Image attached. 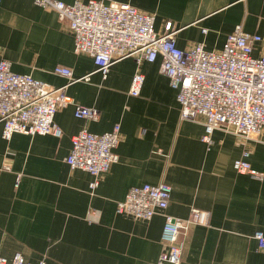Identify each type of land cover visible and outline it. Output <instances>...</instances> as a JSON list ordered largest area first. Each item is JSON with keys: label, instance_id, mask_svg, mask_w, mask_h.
I'll return each mask as SVG.
<instances>
[{"label": "crops", "instance_id": "0c3cea01", "mask_svg": "<svg viewBox=\"0 0 264 264\" xmlns=\"http://www.w3.org/2000/svg\"><path fill=\"white\" fill-rule=\"evenodd\" d=\"M0 1V60L9 61L16 74L66 86L71 100L54 116L60 138L14 134L4 140L0 124V256L10 260L19 253L26 262L46 264H155L164 215L184 220L197 208L209 213L208 225L189 228L181 264H264V251L253 238L264 229V128L247 140L216 130L208 145L202 141L203 119H180L159 59L139 66L122 59L103 78L92 58L75 52L67 25L53 11L33 0ZM99 1L153 15L159 34L171 23L181 50L202 44L206 51H219L240 26L261 37L252 55L264 54V0ZM56 66L70 69L74 81L55 75ZM138 71L144 82L134 97L129 89ZM86 76L88 81L80 80ZM76 105L97 109L99 120L76 119ZM116 124L118 160L91 192L93 178L66 163L72 138L83 128L101 135ZM244 150L261 179L234 171ZM160 183L171 187L165 211L148 222L116 213L129 189Z\"/></svg>", "mask_w": 264, "mask_h": 264}, {"label": "built area", "instance_id": "2783aa9c", "mask_svg": "<svg viewBox=\"0 0 264 264\" xmlns=\"http://www.w3.org/2000/svg\"><path fill=\"white\" fill-rule=\"evenodd\" d=\"M43 10L53 11L67 25L74 40L76 53L92 58L103 78L110 66L122 59L132 58L136 65L143 61L160 60V73L175 91L180 106V119L195 122L203 119L202 141L211 143L216 130H229L245 140L258 135L264 128V54L254 57L253 47L261 37L244 32L237 26L219 51H206L202 44L187 50L177 48L176 30L166 23L164 33L154 29L155 17L142 13L129 4H104L87 0L67 5L59 0H33ZM1 5V1H0ZM53 73L73 82L70 69L56 66ZM88 77L80 80L88 81ZM144 76L134 74L129 94L140 95ZM66 86L54 88L30 75L11 71L10 62L0 60V124L2 138L14 134L27 136L51 135L60 138L62 131L54 122L55 114L70 104ZM74 117L87 123L99 120V111L76 105ZM120 142V128L93 134L81 129L73 138L66 163L71 170L88 173L93 180V192L103 175L118 160L115 149ZM249 151L244 150L234 161L233 169L240 175L261 179L262 174L251 169ZM19 177L16 181L18 184ZM171 187L166 183L132 187L118 203L116 213L136 221H150L155 214L167 209ZM209 213L192 208L188 219L164 215L161 252L155 264H181L184 239L194 225H208ZM260 251H264V229L254 233ZM0 264H46L26 262L16 253L10 260L0 256Z\"/></svg>", "mask_w": 264, "mask_h": 264}, {"label": "bare ground", "instance_id": "6f19581e", "mask_svg": "<svg viewBox=\"0 0 264 264\" xmlns=\"http://www.w3.org/2000/svg\"><path fill=\"white\" fill-rule=\"evenodd\" d=\"M78 54H81V53H78ZM83 55H85V54H83ZM87 77H89V76H87Z\"/></svg>", "mask_w": 264, "mask_h": 264}]
</instances>
